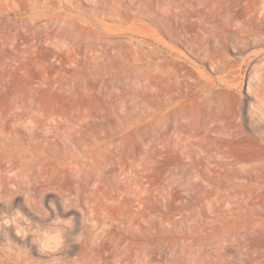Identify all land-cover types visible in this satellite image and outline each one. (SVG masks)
Wrapping results in <instances>:
<instances>
[{"label": "rangeland", "instance_id": "374dc122", "mask_svg": "<svg viewBox=\"0 0 264 264\" xmlns=\"http://www.w3.org/2000/svg\"><path fill=\"white\" fill-rule=\"evenodd\" d=\"M0 264H264V0H0Z\"/></svg>", "mask_w": 264, "mask_h": 264}, {"label": "clouds", "instance_id": "9594fccd", "mask_svg": "<svg viewBox=\"0 0 264 264\" xmlns=\"http://www.w3.org/2000/svg\"><path fill=\"white\" fill-rule=\"evenodd\" d=\"M18 219H24V214L20 210H16L15 215L11 220L5 219L3 223L5 225H17ZM22 231V230H21ZM63 244L62 230L54 228L51 231L45 230L40 233L39 245L44 250L56 251Z\"/></svg>", "mask_w": 264, "mask_h": 264}]
</instances>
